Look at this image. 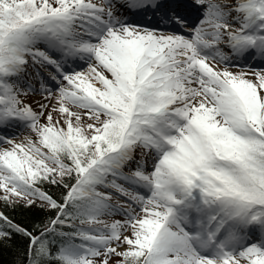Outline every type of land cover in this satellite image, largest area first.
<instances>
[{
  "label": "snow or ice",
  "instance_id": "6c2138e0",
  "mask_svg": "<svg viewBox=\"0 0 264 264\" xmlns=\"http://www.w3.org/2000/svg\"><path fill=\"white\" fill-rule=\"evenodd\" d=\"M3 264H264V0H0Z\"/></svg>",
  "mask_w": 264,
  "mask_h": 264
},
{
  "label": "trees",
  "instance_id": "16d2710c",
  "mask_svg": "<svg viewBox=\"0 0 264 264\" xmlns=\"http://www.w3.org/2000/svg\"><path fill=\"white\" fill-rule=\"evenodd\" d=\"M6 259V257H0V264H3V261Z\"/></svg>",
  "mask_w": 264,
  "mask_h": 264
}]
</instances>
